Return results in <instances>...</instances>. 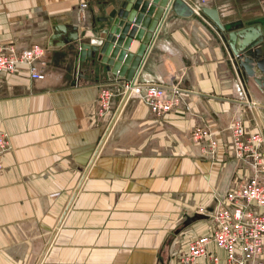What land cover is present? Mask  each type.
Returning a JSON list of instances; mask_svg holds the SVG:
<instances>
[{"label": "crops", "instance_id": "crops-1", "mask_svg": "<svg viewBox=\"0 0 264 264\" xmlns=\"http://www.w3.org/2000/svg\"><path fill=\"white\" fill-rule=\"evenodd\" d=\"M121 1L0 0V42L45 49L37 64L44 81L30 80L25 67L0 75V132L11 147L0 169V264H179L191 241L212 232L198 210L226 206L254 176L228 127L241 122L264 147V91L243 81L226 34L201 9H216L225 30L264 29V0H184L189 18L168 5L129 82L96 59L76 68L60 47L59 28L72 27L101 44L94 30ZM126 84L174 88L182 100L155 114L124 94ZM102 88L113 92L106 112ZM198 126L215 135L214 158L191 142ZM208 251L224 264L221 250Z\"/></svg>", "mask_w": 264, "mask_h": 264}, {"label": "built area", "instance_id": "built-area-1", "mask_svg": "<svg viewBox=\"0 0 264 264\" xmlns=\"http://www.w3.org/2000/svg\"><path fill=\"white\" fill-rule=\"evenodd\" d=\"M44 50L40 45L16 50L0 42V75L13 74L18 67H25L30 80L44 81V74L37 69ZM130 90L135 95H131ZM123 91L127 96L139 98L151 112L161 115L170 113L182 100L179 90L174 88L132 87L126 84ZM112 98L111 90H100L101 111L111 109ZM228 131L235 156L245 160L254 176L226 196V206L218 207L213 212L198 210L204 217L212 220L211 236L191 241L179 264H221L218 256L209 253L210 246H215L225 254L224 264H264V147L262 149V143L256 142L260 139V133H246L241 122H233ZM191 139L205 155L214 158L218 145L215 135L208 127H195L191 132ZM10 149L7 135L0 132V169L2 156Z\"/></svg>", "mask_w": 264, "mask_h": 264}, {"label": "water", "instance_id": "water-1", "mask_svg": "<svg viewBox=\"0 0 264 264\" xmlns=\"http://www.w3.org/2000/svg\"><path fill=\"white\" fill-rule=\"evenodd\" d=\"M168 5L177 17L189 18L194 14L184 0H123L116 15L102 20L103 25L94 30L101 44L94 46L84 42L77 29L72 27L71 31L59 28L62 37L60 47L66 46L68 53L74 56L76 68L88 59L93 64L98 60L119 79L132 81ZM201 14L217 31L226 34L227 48L243 81H252L264 91V29L251 26L225 30L216 9L203 8ZM55 33L57 35L58 32ZM133 41L140 44L135 55L129 52Z\"/></svg>", "mask_w": 264, "mask_h": 264}, {"label": "bare ground", "instance_id": "bare-ground-1", "mask_svg": "<svg viewBox=\"0 0 264 264\" xmlns=\"http://www.w3.org/2000/svg\"><path fill=\"white\" fill-rule=\"evenodd\" d=\"M130 86V85H129ZM132 87H134V86H132ZM132 90H130V93H131V95H133L134 93H133V91L131 92ZM135 92H136V90H135ZM135 95V94H134ZM230 127V126H229ZM228 127V128H229ZM259 138L260 139H258V141H256V142H258L259 144H261L262 143V145H263V138H262V136H260L259 135ZM262 162L264 163V157H262ZM211 236V233H210V235L209 236H205V237H210ZM263 248H264V241H263ZM262 257H263V255H262ZM263 259H264V257H263Z\"/></svg>", "mask_w": 264, "mask_h": 264}, {"label": "rangeland", "instance_id": "rangeland-1", "mask_svg": "<svg viewBox=\"0 0 264 264\" xmlns=\"http://www.w3.org/2000/svg\"><path fill=\"white\" fill-rule=\"evenodd\" d=\"M191 142L193 143V145H195V146H197V147H199L196 143H194L193 142V140L191 139ZM260 147L263 149V146H262V144L260 145ZM238 158V157H237ZM239 160H241V161H243V162H245V160L244 159H241V158H238ZM249 180V179H248ZM248 180H246V181H248ZM245 181V182H246ZM245 182H243V183H245ZM198 213V215H200V216H202V217H204L202 214H200L199 212H197Z\"/></svg>", "mask_w": 264, "mask_h": 264}]
</instances>
